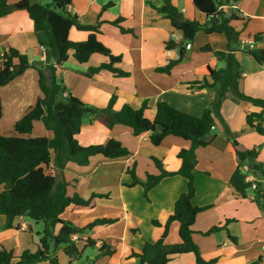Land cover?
Masks as SVG:
<instances>
[{
    "label": "crops",
    "instance_id": "1",
    "mask_svg": "<svg viewBox=\"0 0 264 264\" xmlns=\"http://www.w3.org/2000/svg\"><path fill=\"white\" fill-rule=\"evenodd\" d=\"M19 1L21 0H8L9 4L13 5ZM161 1L163 2V0L73 1L68 11L78 15L80 22L85 25L95 24L102 8L109 2L114 3L101 16L102 21L106 23L102 25V33L99 37L114 54L122 56L120 68L130 73L129 77H116L109 72H102L94 78H87L83 71H69L66 73L67 80L70 81L67 85L73 95L84 103L87 101L96 107L107 106L111 98L117 96L114 109L118 111L126 104L140 108L147 100L150 117L155 116L159 102H167L174 108L197 117L204 114L215 98L219 85L213 88H199L194 83L208 76V66L221 69L225 68L226 64L219 62L213 52L202 51V48L209 45L214 51H227L228 40L223 34L200 33L191 45L186 59L174 67L170 74L157 72L158 67L166 66L170 59L178 57V51L166 50L165 44L173 38L174 41L179 42L182 37L181 34L174 33L169 20L164 19L153 8V5L159 7L162 4ZM172 1L186 18L205 21L203 15L195 9L192 0ZM233 6L243 18V21L234 23L236 30L241 31L239 38L241 47L243 40H254L255 36L264 34V0H239ZM120 17L124 18L123 27L133 29L132 34H122L118 27L109 24ZM88 35L87 32L73 28L70 39L74 42L85 41ZM0 47L19 49L27 54L30 63L45 58L44 47L38 43L33 22L28 12L23 9L0 18ZM240 47L239 44L234 46V49L238 50L237 58L243 70L240 88L248 97L264 99V64H258L251 55L239 51L242 49ZM257 48L264 49V41L257 44ZM92 60H95L92 66L108 62L105 57L92 56L87 64L80 65L89 68ZM69 62L79 64L74 59L73 52ZM65 64L60 66V79L63 78L61 71L64 72ZM39 78V71L29 67L21 76L0 88L3 106L0 123L3 116L8 115L12 110L13 115L19 114L13 120L15 126L16 122L35 106L37 100L43 96ZM257 111H260V108L254 103L227 93L222 100L219 113L214 114L215 125L209 137V144L196 150L198 164L195 171L196 196L193 204L211 208L197 216L193 226V240L206 259L218 258L216 264H250L255 261H259L257 264H264L262 257L264 205L261 207L254 201L255 195L251 191H248L247 197L243 198L238 197L230 187L229 180L238 168V160L234 145L225 133L228 129L234 140L239 142L241 149L256 150L258 152L256 162L264 166V135H259L247 123L248 114ZM36 122L40 121L34 122L33 131L37 129L40 133L37 136L33 134L30 136L53 137L52 131L46 129L50 133L47 132ZM85 122L87 123H84L79 136L86 133L85 139L89 142L83 144L79 141L82 145L106 144L110 139H117L132 152V155L118 159L93 156L88 166L77 167L79 165L73 166L72 162L67 164L64 177L69 183V196H73L74 193L84 199L90 198L94 193L111 196L109 200L98 201L97 206L91 210V214L94 213L96 216L90 223L101 218L117 219L114 224L85 231L74 236V239L92 238L97 241V248L101 247L103 242H108L116 249L114 256L101 258L95 264H139L137 258L127 259V257L132 251L140 252L146 241L156 242L164 228L155 227L152 224L153 229L143 236L147 239H143L139 228L132 223L141 224L143 219H146L151 223L153 220H158L164 225L174 210L176 200L186 191L187 181L182 176L163 179L150 191L152 201L140 204L145 207L143 211H140L139 206H134L129 197L133 191H139L143 187L125 186L132 182V177L126 172V168L136 162L137 175L144 181L147 173H159L150 158L157 156L163 159L167 170L176 171L181 166L178 153L187 143L170 136L161 146L155 147L151 144L148 134L135 137L129 127L118 125L109 129L99 120L87 119ZM0 134H2L1 131ZM10 134L9 132L2 135H13ZM249 165L248 162L243 169L247 171ZM79 170L82 172L78 173ZM68 171H70L71 180L66 177ZM113 181L116 182L114 186H111ZM82 185L84 187H81ZM86 187H88L87 190H85ZM71 188L74 190L72 195L69 194ZM96 188L98 190H94ZM0 189L3 190V186ZM90 190H92L90 195L85 196L84 192ZM69 210L78 216V212L69 207L63 213L62 219L72 221L70 217L63 218ZM227 220L233 221L228 224V232L223 230L208 236L202 234L213 226L225 224ZM6 224L7 218L0 216V242L7 249L17 247L22 252L26 249L32 250L31 245L35 247L34 251L38 249L40 236L32 235L33 229L26 218L16 219L13 222L14 229L6 228ZM179 228L178 222L171 224L165 241L166 245L175 246L182 243ZM133 229H137V232H132ZM28 232L31 235L27 236ZM130 232L132 235L129 234ZM228 234L236 238V241L232 240ZM97 248L93 249L94 252L90 257H85V251L82 262L95 259L98 254ZM60 254L64 256L61 251ZM170 259L168 264H196V257L192 252L172 254ZM77 262L80 261H73V264ZM68 263L67 259L66 264Z\"/></svg>",
    "mask_w": 264,
    "mask_h": 264
},
{
    "label": "trees",
    "instance_id": "2",
    "mask_svg": "<svg viewBox=\"0 0 264 264\" xmlns=\"http://www.w3.org/2000/svg\"><path fill=\"white\" fill-rule=\"evenodd\" d=\"M29 1V6L23 10L28 12L33 22L38 43L41 47L53 48L60 65L53 63L38 68L31 65L27 54L19 49L0 47V88L21 76L29 67H34L39 71V86L43 94L35 106L16 122L14 130L18 135L0 134V187L3 186L0 192V216L7 218L6 228L9 229H14L13 222L16 219L26 218L43 223L44 230L39 233L41 238L36 251L26 249L21 252L17 247L7 249L0 242V264H61L57 256L58 250L66 256L68 264H73L75 260L80 261L78 264H95L101 258L115 255L116 249L108 242H103L101 247L97 248L95 239L78 240L74 239V236L97 227L114 224L117 219H96L85 228H79L72 221L62 219L63 213L69 207L76 212L91 211L99 200L111 199L109 194L98 193L92 194L88 199L77 193L69 196V183L64 178V170L69 162L88 166L93 156L118 159L132 155V152L117 139H110L106 144L82 145L77 136L87 119L99 120L109 129L118 125L129 127L135 137L148 134L151 144L155 147L161 146L170 136L187 143L178 153L181 166L176 171L167 170L163 159L157 156L150 158L159 173H147L144 181L137 175L136 162L126 168L132 182L125 186L129 188L142 186L146 198L165 178L182 176L187 181L186 191L176 200L174 210L165 224L162 225L158 220L152 221L155 227L164 228L161 237L154 243L146 241L140 252L132 251L127 259L137 258L139 264H168L172 254L192 252L196 257V264H216L218 258L206 259L193 240V226L197 216L211 208L193 204L196 196L195 171L198 164L196 150L209 144V137L215 125L214 114L219 113L222 100L227 93L241 100H248L260 108V111L248 114L247 123L259 135H264V99L248 97L240 88L243 70L237 58L238 50H235L234 46L239 44L240 47L241 31L236 30L234 23L243 21V18L233 6L239 0H192L195 9L205 18L204 22L186 18L172 0H163L159 7L153 5L159 15L169 20L172 31L182 36L179 42L171 39L165 44L166 50H177L178 57L170 59L166 66L158 67L157 72L170 74L174 67L186 59L191 45L200 33L223 34L228 40L227 51H214L209 45L202 48V51L213 52L217 60L224 62L226 67L217 69L208 66V76L194 83L199 88H213L219 85L210 107L199 117L180 111L167 102H159L155 116L150 117L147 100L140 108L126 104L121 110L116 111L115 96L105 108L85 104L72 94L68 86L59 81L58 68L69 61L71 52L79 64H87L92 56L101 55L108 62L89 67L84 72L87 78H94L102 72H109L116 77L130 76L129 72L120 68L122 56L114 54L99 37L102 33L101 27L106 23L102 21L101 16L114 3L109 2L102 8L95 24L85 25L80 22L78 15L68 11L74 0H49L47 3H42L43 0ZM16 10L18 8L9 4L8 0H0V18ZM123 21L124 18L120 17L109 24L118 27L122 34H132L133 29L123 27ZM73 28L87 32L88 38L80 42L72 41L70 32ZM254 41L257 44L263 42L262 34L255 36ZM239 51L251 55L258 64H264V49ZM2 113L0 96V120ZM35 121H41L47 130L53 132V137H31ZM225 133L234 145L238 160V168L232 174L229 185L238 197L246 198L250 187L245 181L246 175L253 174L264 178V166L256 162L258 155L256 150L241 149L239 142L234 140L228 129ZM248 162L249 169L245 171L243 167ZM51 166L60 173V180L49 172ZM254 201L263 207L264 192H256ZM174 222L180 224L179 235L182 243L168 246L165 241ZM231 222L233 221L227 220L225 224L213 226L202 234L208 236L223 230L228 232V224ZM132 232H137V229H133ZM228 236L236 241L230 234ZM89 248H97L98 254L95 259L82 262L83 254Z\"/></svg>",
    "mask_w": 264,
    "mask_h": 264
},
{
    "label": "rangeland",
    "instance_id": "3",
    "mask_svg": "<svg viewBox=\"0 0 264 264\" xmlns=\"http://www.w3.org/2000/svg\"><path fill=\"white\" fill-rule=\"evenodd\" d=\"M47 2H49V0H43L42 1V3H47ZM162 2V1H161ZM92 15V14H91ZM94 56H96V57H103V56H101V55H94ZM95 60H92L91 62H90V65L92 66L93 64V62H94ZM64 68H65V70H64V72H62L61 71V74H63V78H61L60 79V67L58 68V72H57V76H58V79H59V81H61V83H63V84H65V85H67L68 83H70V81H68L67 80V72H69V71H72V70H77V71H83V72H85L88 68H86V66L85 65H80V64H76L75 62H67L66 64H65V66H64ZM66 79V83L64 82V80ZM68 86V85H67ZM116 97V99H117V96H115ZM85 104H87V105H90V106H94L93 104H91V103H89V102H87V101H85ZM96 107V106H95ZM106 107V106H105ZM105 107H98V108H105ZM178 109V108H177ZM180 110V109H179ZM116 111H118V110H116ZM181 111V110H180ZM17 116H19V114H16V115H13V111L11 110V113H8V115H6L5 114V116H3V119H2V121H1V123H0V131L2 132V134H7V133H11V134H13L12 136H14V135H18L16 132H15V130H14V122H13V120H14V118L15 117H17ZM36 123H39L40 125H42V127L44 128V130H46V128L44 127V124L40 121V122H36ZM84 123H87V122H84ZM47 131V130H46ZM4 132V133H3ZM47 132H49V131H47ZM38 133H40V131H38L37 129L36 130H34V131H32V133L31 134H33V135H38ZM50 133V132H49ZM10 134V135H11ZM80 135V134H79ZM77 136V139H78V141H81V143H83V144H86V143H88L89 141H86V133H84L83 134V136ZM32 137V136H31ZM36 138V137H35ZM182 141V140H181ZM73 166H75V164H73ZM77 167H80V166H77ZM245 171H246V169H245ZM49 172L50 173H52V174H54L59 180L61 179V175H60V173L57 171V170H55L54 168H52V166H51V168L49 169ZM70 171H68V173H66V177L68 178V179H70L71 180V175H70V173H69ZM80 172H82V171H80L79 170V172L78 173H80ZM144 172V171H143ZM65 178V177H64ZM115 182L116 181H113V184L111 185V186H114V184H115ZM81 187H84V185H82ZM87 188L88 187H86L85 188V190H87ZM105 188V187H104ZM2 189H0V191H1ZM94 190H98L97 188L96 189H94ZM92 192V190H90V191H86V192H84V193H86L85 194V196H89L90 195V193ZM74 193V190H73V188H71V189H69V194L70 195H72ZM75 194V193H74ZM129 194H131L130 192H129ZM253 194V193H252ZM131 197H129L130 198V200H132V204L134 205V206H139V208H140V211H143L144 209H145V207L143 206V205H140L141 203H143V204H145V202L147 203V202H150V201H152V197H151V195H150V193H149V195H148V198H146L145 197V195H144V190L142 189V188H140L139 189V191L138 190H136V191H133L132 192V194L130 195ZM157 196V195H156ZM144 201V202H143ZM71 211L72 210H69V211H67L66 213H65V215L63 216V218H68V217H70L71 219H72V222L77 226V227H80V228H85L87 225H89V223H90V221L91 220H93L95 217L94 216H96V215H94V213L93 214H91V211L90 212H87V211H83V212H78L77 213V215L78 216H75L76 214L75 213H71ZM26 221L28 222V223H30V225H31V227H32V229H33V236H39V233H41L43 230H44V224L43 223H36V222H34V221H31V220H29V219H26ZM132 224H134V225H136L135 227L136 228H139L138 230L141 232V234H142V237L143 236H145L146 234H148V232L151 230V229H153L152 227H153V225H152V223L151 222H149L148 220H146V219H143V222L141 223V224H138V223H132ZM130 235H132L131 234V232L129 233ZM27 236H29V235H31V233L30 232H28L27 234H26ZM26 236V237H27ZM40 238H41V236H40ZM143 239H147V237H143ZM31 248H32V250L34 251L35 250V247L33 246V245H31ZM94 251H93V249H91V248H89V249H87L86 250V253H85V257H90L91 255H92V253H93ZM57 256L59 257V260H60V263L61 264H66L67 263V259L62 255V254H60V250H58V252H57ZM76 261V260H75ZM76 264H78V262L76 263Z\"/></svg>",
    "mask_w": 264,
    "mask_h": 264
},
{
    "label": "built area",
    "instance_id": "4",
    "mask_svg": "<svg viewBox=\"0 0 264 264\" xmlns=\"http://www.w3.org/2000/svg\"><path fill=\"white\" fill-rule=\"evenodd\" d=\"M262 38L264 40V34L262 35ZM181 39H182V37H180V40ZM241 47H242V49H245L248 51L254 50L257 48V43L254 40H243L241 42ZM247 171H248V169H247ZM245 181H246V183H248L250 185L248 191H251L254 195L256 192H260V193L264 192V178L263 177H258V176H255L253 174H247L245 177ZM262 257L264 258V247H263Z\"/></svg>",
    "mask_w": 264,
    "mask_h": 264
},
{
    "label": "water",
    "instance_id": "5",
    "mask_svg": "<svg viewBox=\"0 0 264 264\" xmlns=\"http://www.w3.org/2000/svg\"><path fill=\"white\" fill-rule=\"evenodd\" d=\"M30 4L29 0H21L15 4L18 9L27 8ZM45 58L37 61H33L31 65L36 66L38 68H44L46 65H50L55 63L56 65H60V61L55 58V51L53 48L48 46L44 47Z\"/></svg>",
    "mask_w": 264,
    "mask_h": 264
}]
</instances>
